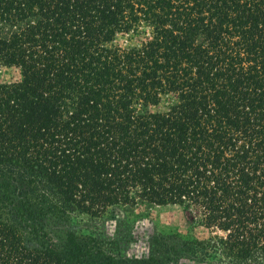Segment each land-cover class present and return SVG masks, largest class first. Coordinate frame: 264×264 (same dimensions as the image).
<instances>
[{
	"label": "trees",
	"instance_id": "16d2710c",
	"mask_svg": "<svg viewBox=\"0 0 264 264\" xmlns=\"http://www.w3.org/2000/svg\"><path fill=\"white\" fill-rule=\"evenodd\" d=\"M166 205L264 264V0H0V264H165L107 244Z\"/></svg>",
	"mask_w": 264,
	"mask_h": 264
},
{
	"label": "rangeland",
	"instance_id": "374dc122",
	"mask_svg": "<svg viewBox=\"0 0 264 264\" xmlns=\"http://www.w3.org/2000/svg\"><path fill=\"white\" fill-rule=\"evenodd\" d=\"M118 229L125 230V233L116 232L113 235V240L110 244H107L114 254L121 256H138L141 255H154L156 257L163 258L165 264H189L184 258L191 253H181L180 251H174V245L177 243L173 239L175 232H187L188 236H197L200 239H207L213 236L215 233L202 228L196 227L193 229L187 221L186 214L182 209L175 205H166L156 207L150 213L149 219L141 220V222L133 221L129 219L124 224H120ZM99 231L103 230L101 225L98 226ZM117 229V230H118ZM134 229L151 231L152 238L147 240L142 237H131V231ZM105 232V231H104ZM105 236H109L110 234ZM219 234H223L219 232ZM148 245H151L148 247ZM167 247H172L169 250H165ZM151 249L154 253H147L148 249ZM215 253H210L212 257ZM212 260H205V262H211ZM199 263V264H205ZM214 263V261H212Z\"/></svg>",
	"mask_w": 264,
	"mask_h": 264
}]
</instances>
